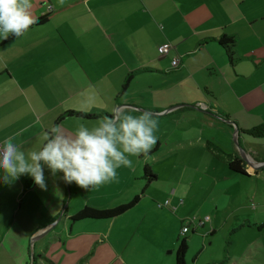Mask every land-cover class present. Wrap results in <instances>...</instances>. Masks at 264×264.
Masks as SVG:
<instances>
[{"label":"crops","instance_id":"0c3cea01","mask_svg":"<svg viewBox=\"0 0 264 264\" xmlns=\"http://www.w3.org/2000/svg\"><path fill=\"white\" fill-rule=\"evenodd\" d=\"M75 1L65 0L61 6L58 0H32L36 18L53 13L52 19L30 27L19 39L10 35L0 40V143L20 133L17 144L26 151L38 150L42 133L53 125L74 133L80 123L91 128L116 109H135L131 114L147 111L159 127H170L166 135L155 133L158 140L149 153L172 158L168 167L181 161L183 170H197L201 165L189 159L210 154L228 168L238 158L247 172H257L264 160L253 157L250 148L241 153L231 135L241 145L248 143L255 137L244 131L264 120L260 116L261 122L238 126L223 96L239 93L233 86L243 82L250 89L239 93L242 109L258 113L264 108L259 94H249L264 86V0H78L74 8L62 10ZM224 35L235 39L232 62L218 42H202ZM165 44L173 49L161 54ZM175 57L177 67L172 64ZM141 68L147 70L120 94L126 76ZM219 97L224 104L218 103ZM71 110L105 114L66 117L56 124ZM2 176L0 171V264H32V254L33 264H98L104 251H118V238L112 237L116 218L107 229L104 220L72 221L74 213L68 208L58 219L70 192L72 200L73 193L91 188L67 184L63 173L53 176L47 167V190L29 175L11 183ZM91 222L92 229L83 228ZM255 254L246 251L228 264H242L239 259Z\"/></svg>","mask_w":264,"mask_h":264},{"label":"rangeland","instance_id":"374dc122","mask_svg":"<svg viewBox=\"0 0 264 264\" xmlns=\"http://www.w3.org/2000/svg\"><path fill=\"white\" fill-rule=\"evenodd\" d=\"M261 82H264V77L260 78ZM233 87L240 94L246 88L250 89L243 82ZM262 90L255 88L249 94L256 92L260 95L257 101L262 102L264 86ZM239 93L230 91L223 96L231 106L229 114L232 120L238 126L242 124L245 127L261 122L260 116L264 120V108L258 113L242 109ZM223 98L219 97V104H224ZM189 99L195 100L196 97ZM246 100L247 97L244 98V105ZM169 130L170 127L166 125L158 126L156 134L164 131L166 135ZM231 138L241 153L245 148H250L253 157L258 155L264 160V138L251 137L248 138L250 142H243V145L232 135ZM197 157L189 159L196 160L193 164L201 165L197 170H183L181 161H177L175 168L168 167L173 162L170 161L172 158L163 153L157 157L148 156L147 159L129 157L133 166L117 169V179L104 184L103 190H97L99 186L92 187L90 191L73 193L72 200L70 192L58 219L63 217L67 208L70 214H75L86 205L110 208L141 195L147 184L143 179L147 162L157 175V180L149 184L133 208L112 220L115 221L112 237L114 239L116 235L118 238L115 239L118 251H104L98 264H178L177 250L180 239L184 237L181 235L183 226L190 228L186 264H228L246 251L256 254L249 259L242 257L239 263L264 264V249L261 246H264V164L256 169L257 172H248L246 175L229 169L210 154L204 158L200 154ZM214 164L217 167L215 170L207 169V166L212 167ZM175 190L177 194H173ZM182 192H185V198ZM95 194L100 197H95ZM166 199L170 205L163 206ZM181 199L186 203H179ZM103 223L107 229L111 222L104 220ZM92 225L91 222L90 227L83 228L92 229Z\"/></svg>","mask_w":264,"mask_h":264},{"label":"clouds","instance_id":"9594fccd","mask_svg":"<svg viewBox=\"0 0 264 264\" xmlns=\"http://www.w3.org/2000/svg\"><path fill=\"white\" fill-rule=\"evenodd\" d=\"M61 6L65 0H58ZM32 0H0V40L21 38L38 22L32 14ZM91 100L85 102L90 106ZM135 109H116L100 118L94 127L80 123L74 133L53 125L42 133L38 150H24L15 142L16 133L0 143L2 180L11 183L29 175L47 190L45 167L55 176L63 173L65 183L89 190L117 179V169L133 166L129 157L148 158L158 137V120L150 112L136 116ZM22 131H27L24 129Z\"/></svg>","mask_w":264,"mask_h":264},{"label":"trees","instance_id":"16d2710c","mask_svg":"<svg viewBox=\"0 0 264 264\" xmlns=\"http://www.w3.org/2000/svg\"><path fill=\"white\" fill-rule=\"evenodd\" d=\"M80 2L81 1L77 0L74 3H71V4L67 5L66 7L62 8V10H69L71 8H74ZM52 17H53V13H49V14H46L44 16L38 17L37 18L38 22L36 24L32 25L31 27L46 24L47 22H49L52 19ZM12 37H14V36H10V38H12ZM202 42L203 43L218 42L225 49V51L227 52V55L229 57V60L232 62L233 55H234L233 45L235 43V39L233 37L227 36V35H224V36L219 37V38L209 37V38H205ZM145 70H147V69L141 68V69H138V70H135V71L129 73L125 78V81L123 83L120 94L125 93L129 87L131 81L133 80V78L136 75L144 72ZM104 114L105 113L100 114V115H96V114H90V113H86V112L71 110V111H67L65 114L60 116L59 119L56 121V124H59L66 117L85 118V119H93L94 118L95 119V118L102 117ZM105 115H107V114H105ZM244 132H246L248 135L253 136L255 138H264V123L257 125V126H254V127H251L249 129L245 130ZM152 152L153 151H151V153ZM229 167L237 173L248 175V172L246 171L245 167L243 166L241 159L236 158V159L232 160L229 164ZM143 179L146 180L147 184L143 188L142 194L136 195L130 202L123 203V204H120L118 206L110 207V208H97L94 206L86 205L83 208H81L79 211H77L75 214H73L71 217V220L72 221H80V220H84V219L110 220V219H114V218L122 215L123 213H125L129 209L133 208L140 201L142 195L145 193V190L147 189L149 184L157 179V175L153 172L151 166L148 163H145V165H144V177H143ZM33 181H34V179L32 178L31 182H33ZM166 205H169V202H168V204H166V202H165L163 206H166ZM189 230H190V228L188 227V231L186 233H184V235L181 234L184 237L181 238L179 241V246H178V250H177V263L178 264H186L185 255L187 253L188 246H189L188 240H187V234H188ZM181 233H182V231H181Z\"/></svg>","mask_w":264,"mask_h":264},{"label":"built area","instance_id":"2783aa9c","mask_svg":"<svg viewBox=\"0 0 264 264\" xmlns=\"http://www.w3.org/2000/svg\"><path fill=\"white\" fill-rule=\"evenodd\" d=\"M173 48H172V46L170 45V44H165V45H162L160 48H159V51H160V53L161 54H167V53H169V51L170 50H172ZM179 59H178V57H175L174 59H173V66L174 67H177L178 65H179ZM168 202L169 201H166V204H168ZM188 231V226H184L183 228H182V233L181 234H183L184 235V233H186Z\"/></svg>","mask_w":264,"mask_h":264},{"label":"water","instance_id":"95a60500","mask_svg":"<svg viewBox=\"0 0 264 264\" xmlns=\"http://www.w3.org/2000/svg\"><path fill=\"white\" fill-rule=\"evenodd\" d=\"M228 121H229V120H228ZM231 123H233L234 125H236V124H235L234 122H232V121H231ZM235 130L238 131L237 126H236V129H235ZM242 151L245 152L244 150H242ZM33 258H34V257H33V254H32V260H33Z\"/></svg>","mask_w":264,"mask_h":264}]
</instances>
